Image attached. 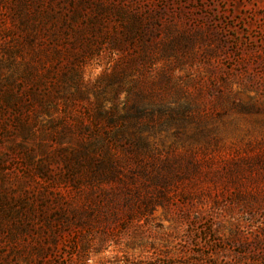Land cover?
Wrapping results in <instances>:
<instances>
[{
	"label": "rangeland",
	"instance_id": "obj_1",
	"mask_svg": "<svg viewBox=\"0 0 264 264\" xmlns=\"http://www.w3.org/2000/svg\"><path fill=\"white\" fill-rule=\"evenodd\" d=\"M98 100L180 114L135 185L40 114ZM0 264H264V0H0Z\"/></svg>",
	"mask_w": 264,
	"mask_h": 264
},
{
	"label": "trees",
	"instance_id": "obj_2",
	"mask_svg": "<svg viewBox=\"0 0 264 264\" xmlns=\"http://www.w3.org/2000/svg\"><path fill=\"white\" fill-rule=\"evenodd\" d=\"M76 88L77 94L72 97L74 101L84 99L80 93L81 85L78 84ZM139 100L143 101V97H140ZM86 103V106L82 108L83 111L76 110V108L71 109L64 113L66 114L64 118H56L52 104L44 106L40 114L48 116V124L51 129L64 123L66 126L68 122L65 119L67 118L73 120L75 126L77 125L76 130L83 133L82 138L74 140L81 145V155L90 158L89 182L96 180L98 184L116 183L124 188L123 185L128 182L126 180H129L131 185H135L137 183L136 176L139 174L145 176L146 173L145 157L150 143V135L170 131L168 128L163 130L161 122L163 120L177 122L180 114L175 111H160L157 112L160 116L154 117L152 111L139 106V104H136L133 112L128 107L130 104H127L121 115L115 104L108 108L99 100L96 113H93L91 103L88 101ZM88 116L93 119V129L85 124ZM39 117L40 115L36 114L35 121ZM71 128L64 127V132L72 135ZM125 196L127 203H140L145 209L154 205V201L144 198L138 188L133 191L126 190Z\"/></svg>",
	"mask_w": 264,
	"mask_h": 264
}]
</instances>
